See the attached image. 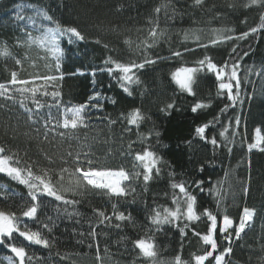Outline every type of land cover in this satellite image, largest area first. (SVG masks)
<instances>
[{
  "label": "trees",
  "instance_id": "obj_1",
  "mask_svg": "<svg viewBox=\"0 0 264 264\" xmlns=\"http://www.w3.org/2000/svg\"><path fill=\"white\" fill-rule=\"evenodd\" d=\"M20 4L26 6V16L33 14L27 6L46 9L61 25L77 27L85 36L83 41L63 42L64 57L59 71L46 51L17 44V40L25 39L15 21ZM261 14H264V3L252 4L251 0H201L200 4L195 0H0V46L6 44L10 52L8 57L0 56V83L7 84L13 71L17 72L18 79L28 80L62 73L63 79L47 88L49 93H61L62 105L85 103L94 92L108 98L101 100L102 109H90L86 127L72 130L56 125L55 120L61 117L55 107L51 109L55 120L48 129L44 127L43 121L49 112L47 105L56 103L51 95L37 93L36 99L45 107L40 109L38 117L34 113L31 120L26 112L28 108L35 109L30 94L26 97L12 94L11 99L0 97V147L6 149L3 154L19 161L13 166L22 169L31 166L38 175L46 169L59 189L61 184L68 187L79 178L74 174L77 153H81V160L85 159L83 153H90L88 158L98 168L123 167L130 174L143 172L133 159L135 153L149 148L160 157V172L158 175L154 172L147 185L142 175L130 184L125 182V187L135 189L126 198L112 197L104 190L91 187H81L76 194L65 193L66 199L77 201L75 205L42 197L37 217L23 218V224L33 231H41L49 246L31 244L17 235L14 242L25 247L31 257L26 264H153L151 258L143 257L134 246V241L142 237H151L155 244V264H172L177 255L186 264H194L193 255L202 254L208 247L193 235L194 231L207 232L209 222L205 217L190 223L184 236L179 232L184 227L182 221L178 226L167 224L160 229L149 221L157 205L174 207L171 184L181 181L197 196L198 211L210 209L218 214V223L225 214L238 223L245 206L255 209L252 222L239 239L229 230L233 232L232 253L225 257V262L264 264V151L247 148L256 127L264 132V71H261L264 69V31L236 38L257 26ZM153 27L164 35L158 36L153 47L145 51L144 42L153 43L149 36ZM213 29H231L224 34L234 38L212 45L209 41L217 36ZM198 43L208 47H197ZM185 48L193 51L172 57L173 52H184ZM145 55L163 59L137 72L140 83L131 86V95L107 72L97 71L95 77L92 75L94 69L105 66L109 57L123 63H139ZM204 56L211 57L218 65L239 61L242 103L238 101L221 113L225 104L231 105V102L217 95L218 82L207 72L197 75L194 95L179 88L172 72L181 66H196ZM16 59L21 64H16ZM36 83L43 84L39 80ZM197 102L209 106L194 113L192 107ZM169 103L174 108L162 111ZM135 108H140L145 116L139 127L121 118V114L126 117ZM217 117L219 123L214 122L206 135L209 139L215 136L220 147L195 133L197 126ZM225 128H228L226 140L220 136ZM130 144L131 155L128 154ZM79 166L86 168L87 164ZM196 181L204 182L202 193ZM244 187L249 189L246 195ZM31 203L26 185L0 173V210L21 217ZM113 205L117 213H130L131 220L115 219ZM97 210L113 218L101 223ZM45 224L47 229L43 227ZM216 239L220 251L229 247L219 232ZM10 258L16 259L7 243L0 245V264H10Z\"/></svg>",
  "mask_w": 264,
  "mask_h": 264
},
{
  "label": "snow or ice",
  "instance_id": "obj_2",
  "mask_svg": "<svg viewBox=\"0 0 264 264\" xmlns=\"http://www.w3.org/2000/svg\"><path fill=\"white\" fill-rule=\"evenodd\" d=\"M197 4L201 3V0H195ZM252 4L264 3V0H251ZM25 5H17L19 9L16 11L15 21L18 26H20L21 35L25 37L24 40H17L18 45L27 46L29 48L36 46L44 51H46L49 56L54 60V67L57 71L61 68V61L64 57V49L62 44L64 41L67 43H75L83 41L85 36L77 27H68L63 26L59 21L54 20L48 11L39 7L27 6L28 10L31 11L32 15H25ZM157 12L160 11L159 8L156 9ZM246 22V21H245ZM232 31L231 29H213L214 33H217L216 38L209 41L210 44L215 45L217 43H222L227 40H231L234 37L230 35H225V32ZM260 31H264V14L260 16V23L257 26L251 27L248 31L240 34L237 39L246 38L249 35L257 34ZM35 33V35H34ZM162 32H158L156 27H153L149 32V36L152 38L153 43L144 42L143 47L145 51L153 47V44L156 42L158 36H163ZM199 40V37H196ZM99 42V41H97ZM130 43V42H128ZM139 47V45H138ZM197 47H208L207 44H197ZM193 51V49L185 48L184 52L176 51L172 53V57H180L184 53ZM233 53L235 48H233ZM245 56L248 55L247 52L244 53ZM0 56L8 57L10 56L9 49L6 44L0 46ZM162 57H156L155 59H150L146 55L143 58L142 62H129L123 63L117 60H113L111 57L107 58L104 62V67L99 69H94L92 72L93 77H95L96 72H107L109 76H113L117 79V82L120 84V87L125 93L131 95L130 88L133 84L138 85L140 83L137 72L144 69L147 65L156 64ZM16 64H21V60L16 59ZM239 61H225L222 65H218L213 62L212 58L209 56H204L202 59L196 62V66L188 67L181 66L175 69L172 72V79L179 86L182 91H186L194 95L193 85L196 82V77L199 73L207 72L214 75L215 80L218 82V91L217 95L221 97H226L228 101L231 102V105L225 104L224 108L221 109V113L227 111L229 106H235V104L240 101V88H241V79L239 73ZM261 71H264L262 69ZM260 73L258 72L257 75ZM58 79H63V74L59 76L56 75H44L36 76L31 80L28 79H18L17 72H11V79L7 84L0 83V97H5L11 99L12 94H19L21 97H26L27 94H30L33 98V103L35 104V109L28 108L26 112L28 113L29 119H33V115L38 117L39 111L45 105L41 104L39 100L36 99L37 93H40L43 96L51 95L55 100V105L49 104V112L47 113V119L43 121L44 127L49 128L50 124L55 120L52 116L51 109L55 107L60 111V120H55L56 125L64 129L75 130L78 127H86V119L89 114L90 109H102L103 105L101 100L108 99L107 97H102L99 92H94L92 96L88 98L85 103L79 105L65 106L60 103L61 93L59 91H53L49 93L47 88L53 86L52 82L57 81ZM42 81V85H37V81ZM95 84V80H93ZM29 85H32L29 87ZM113 104L115 100L111 101ZM23 105V101H21ZM209 104L203 102H197L192 107V112H197L199 109L208 107ZM174 108L173 103H169L165 106L162 111L169 112ZM121 118L127 119L129 125H135L139 127L140 123L145 119V116L142 114L140 108H135L129 111L127 116L121 114ZM219 123V119L214 118L213 121H209L206 124H202L196 127L195 133L196 136L211 143L215 147H220L218 144L217 138L215 136L210 139L206 135V130L213 125V123ZM110 123H116V121H110ZM235 124L237 128L239 127L240 120L239 117L236 118ZM228 127H231L229 124ZM51 131H55V127L51 128ZM228 128H225L220 136L227 139ZM63 135V132L60 133ZM47 138V133L45 134ZM247 148L249 151L253 149H259L264 151V132H262L260 127H256L253 134V140L251 143H248ZM6 149L0 147V173L7 174L12 179L18 181L20 184L26 185L28 188V195L31 200V206L27 207L23 211L22 216L18 217L16 213L5 212L0 210V245L7 243V247L10 249L11 253L14 254L15 260L10 258V264H26V260L30 261L26 253L25 247L17 246L16 236L22 237L25 241L40 245L44 247L49 246V240L42 236L41 231H33L28 228L26 224H23V218H36L38 210L41 208L40 199L44 196L53 197L56 201L62 202L64 205H75L76 200L66 199L65 193L76 194L77 190L81 187H91L94 190H104L112 197H123L126 198L130 192H134L135 189L125 187V182L129 184L133 180L140 179L142 175V180L145 185L153 179V173L159 174L160 169L158 164L160 162V157H158L153 151L149 148H145L143 152L135 153L133 159L136 162L138 167L143 169V172H133L129 173L123 167L119 169L111 168H98L94 166L93 161L89 159L90 153L85 152L83 156L84 160H81V153H77L74 162L77 167L75 168V173L78 175L76 179L70 186L65 187L61 184V187H57L52 183L51 178L48 175L46 169H42L43 174H34L31 170V166L26 169L13 166L14 163H19V161H14L12 156L5 155ZM230 152L231 149H228ZM129 155H131V144L129 145ZM71 155V153H69ZM80 164H87L86 168H82ZM66 171V169L62 170ZM200 171H203V165L200 168ZM203 181H196V187L202 193L204 191L202 185ZM173 193L171 196V203L174 207H167L162 205H157V207L152 209V214L149 216L150 223L155 226L157 229H160L163 225L167 224H176L177 226L182 221L184 227L179 228V232L182 236L186 235V228L192 222L199 221L201 217H205L209 222L207 232L201 234L199 232H193V235L199 237L203 244L208 246L207 249L202 254H194L193 261L194 264H226L225 257L232 253L231 241L233 239L234 231L235 239H239L241 234L245 232L246 227L252 222L255 215V209H250L244 207L242 213L239 217L238 224L228 216L223 215L222 220L218 223V214L214 213L208 208H204L202 211H198L197 205V196L193 195L188 189L189 186L186 182H173L171 184ZM178 190V192L176 191ZM211 191V190H210ZM248 187L243 188V193L246 195L248 193ZM167 195V194H166ZM220 201H217V207H219ZM116 205H113V217L119 221L131 220V214L125 215L124 212L117 213L115 211ZM72 215V213H68ZM97 215L102 218L101 223L111 220L113 217H110L105 214V212L97 210ZM45 229L48 228L47 224L43 225ZM119 227V225H117ZM22 228L24 230H22ZM50 231V229H48ZM217 232L223 236L224 240L229 243V247L224 248L222 251L218 248V242L216 239ZM95 235V231L91 233ZM134 246L140 250V254L145 258H151L153 264H155V244L151 237L140 238L134 241ZM97 251L99 247L97 246ZM172 264H186L182 260L180 255H177Z\"/></svg>",
  "mask_w": 264,
  "mask_h": 264
},
{
  "label": "rangeland",
  "instance_id": "obj_3",
  "mask_svg": "<svg viewBox=\"0 0 264 264\" xmlns=\"http://www.w3.org/2000/svg\"><path fill=\"white\" fill-rule=\"evenodd\" d=\"M239 222V221H238ZM238 224V223H237Z\"/></svg>",
  "mask_w": 264,
  "mask_h": 264
}]
</instances>
